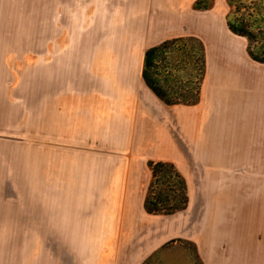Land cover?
I'll use <instances>...</instances> for the list:
<instances>
[{
	"label": "rangeland",
	"instance_id": "374dc122",
	"mask_svg": "<svg viewBox=\"0 0 264 264\" xmlns=\"http://www.w3.org/2000/svg\"><path fill=\"white\" fill-rule=\"evenodd\" d=\"M194 1L175 0L188 20L187 32L176 33L188 40L157 53V81L175 101L166 104L150 94L137 74L144 50L157 43L134 17L146 11L138 8L140 1L0 0V264H264V162L236 161L207 178L184 153L186 137L192 134L187 133L192 128L188 121L196 117L199 127L204 126L201 81L213 72V60L223 58L244 78L256 77L259 99L264 63L249 57L245 37H221L228 32L225 16L233 17L237 7L208 0L210 9L198 11ZM257 1L241 0L251 8L241 7L236 17L247 21L250 16L244 13L254 12L252 19L257 11L264 16ZM140 3L144 8L152 4ZM202 21H209L211 30L206 42L196 32ZM250 24L251 47L261 51L264 25ZM196 40L205 46V73ZM127 74L132 80L119 81ZM224 76L217 102L223 120L235 127L236 117L226 111L246 108L250 99ZM89 95L97 98L91 117L80 111ZM195 95L199 112L197 106L189 107L195 104H185ZM109 98L118 102L108 107ZM143 115L156 132L152 129L146 146L137 149L145 170L133 177L134 192L126 203L125 178L119 170L113 173L112 166L128 151L134 117ZM150 159L171 162L181 172L191 188L189 207L173 214L143 212ZM207 179L223 193H203ZM218 195L222 201L214 202ZM249 205L251 214L257 213L251 219L258 222L256 229L248 222ZM218 208L226 215L228 210L242 227L233 232L234 226L227 231L226 225L224 233L216 232L218 220L228 221ZM126 213L129 217L123 219ZM166 223L175 225L176 232L156 241Z\"/></svg>",
	"mask_w": 264,
	"mask_h": 264
},
{
	"label": "crops",
	"instance_id": "0c3cea01",
	"mask_svg": "<svg viewBox=\"0 0 264 264\" xmlns=\"http://www.w3.org/2000/svg\"><path fill=\"white\" fill-rule=\"evenodd\" d=\"M152 2L149 6L143 5L138 2V8L144 9L143 14L139 17L138 14H134L135 18H137L138 22L144 25V31L150 32L151 39L154 37H157V43L151 44L150 46L156 45L160 43L161 41L169 38L184 36L182 34L184 33H176L178 31L184 30L186 31L187 28V14H184L183 12L179 11L177 8V5L175 3V0H135V2ZM196 1V0H195ZM194 1V2H195ZM193 2V4H194ZM146 3V4H147ZM192 4L193 9L194 6ZM137 8V9H138ZM152 8V9H150ZM136 9V10H137ZM210 9V8H209ZM197 10V9H195ZM208 10V9H205ZM201 11V10H198ZM137 13V11H136ZM190 25H193V16H190ZM204 21V20H203ZM200 22L201 23V32L200 29L196 32H198L200 35L199 37L202 38V40H210L208 38L211 30L209 21L207 22ZM206 24V25H204ZM186 26V27H185ZM173 33V34H172ZM213 33V32H212ZM167 34V35H166ZM171 34V35H169ZM233 33L228 30H224V33L221 35L222 38H226V40L231 36ZM206 38V39H205ZM207 44V43H206ZM213 46V44H211ZM208 47V45H206ZM145 51V50H144ZM144 55V52H143ZM142 55V58H143ZM132 58H129V63L127 65H131V63L134 62ZM215 59V58H214ZM221 59V60H220ZM216 58L215 62H212V70L209 78L205 79V82H202L201 85V100L200 103L203 102L204 106H206V110L202 115V121H204V126L199 127V123L197 121V118L190 119L188 121L190 125L192 126L191 130H188L190 128H187V133L190 132L191 137L187 135L186 137V143H185V156L186 160L189 161L190 158L198 162V168L201 169L202 176H205L207 178L215 177L219 173L217 172L219 169L221 172L224 173V170H226V167L234 165L233 162H239V161H245V162H251V164L254 162H261L263 164L264 162V94L259 99V90L257 87V79L254 76H251L249 79L244 78L245 76L239 74L238 70H234L235 68L229 67V63H226L223 58ZM143 62V59H142ZM207 68L209 69V62L207 60ZM141 71L137 70V74L141 77ZM232 80V82L238 84L239 89L242 90L243 94L249 95L250 104L247 105L246 108H237L233 109V111H229L231 107L228 108L226 111V115L229 114L230 116L236 117V125L235 127H230L223 119L225 118V113L222 112V108L220 104L217 102V97L219 96L220 92L222 91V87H224V82L226 77ZM136 74V75H137ZM246 75V74H245ZM243 76V77H242ZM249 76V75H248ZM247 77V76H246ZM254 78V79H252ZM119 81L121 82H128L132 80V75H121ZM134 79V77H133ZM143 84L145 85L143 79ZM132 83V81H131ZM145 88L150 92V94L155 97L158 101L162 102L160 99H158L153 92L145 85ZM203 91V92H202ZM86 97V96H84ZM97 97V96H96ZM88 98H93L91 103H87L86 100ZM73 100V99H72ZM84 102H82L83 107L80 110L82 113L89 112L90 117L92 116V113L90 111L91 107L94 106V103L96 102L97 105V98L93 97L92 95L87 96V98L83 99ZM106 105L108 107L111 105H115L114 99L112 98V101L109 99L106 100ZM111 101V102H110ZM258 104V105H257ZM198 104L195 105H189V107H196ZM188 107V105H187ZM196 112L198 111V106L195 108ZM96 112V111H95ZM133 124L130 125V132L129 137L127 139L128 148L126 153L119 154L118 157L115 159L117 160V163H115L112 166L113 173H117L118 170L120 171L121 176L123 179L125 178L124 184L122 187L124 188L122 192L125 194L126 198H124V201L126 203H129L131 199V194L134 192L133 184L135 183V179L133 177H136L141 170L144 172V166H142L143 162L139 158V152L137 149L142 146H146V140L152 133V129H156L153 127L152 121L147 118L145 115L139 117L135 116L133 119ZM86 128V125L84 126ZM83 127V128H84ZM136 131L134 132V130ZM213 130H216L214 133V136L211 135V132ZM120 132V131H119ZM240 133V136L238 137L237 134ZM156 134V133H155ZM135 135V136H134ZM125 139V137H124ZM126 141V140H125ZM189 159V160H188ZM151 160V159H150ZM119 161V163H118ZM148 161V160H147ZM180 172V171H179ZM112 173V174H113ZM181 173V172H180ZM133 178V179H131ZM211 180V179H210ZM210 180L207 179L206 185H202L201 191L203 193H223V191L217 187L215 184L210 185ZM212 182L214 183L215 180L213 178ZM233 188V187H232ZM188 190V207L192 203V197H191V188L190 185H187ZM232 191V189H230ZM235 190L238 192L241 191L240 187H235ZM218 195L217 197H219ZM145 197V195H144ZM144 197H142L141 206L143 209V201ZM216 197V198H217ZM214 199V202L216 201H222L221 196L217 199ZM118 197L116 198L117 201ZM209 198H206L205 200L208 201ZM230 199V196L228 197ZM125 208H131L129 204H125ZM248 213L247 218L248 222L250 223V226L252 229H256L258 226V222H252V217H257V213L255 212L254 215L251 214V206L248 207ZM228 216L225 212H223L221 209H217L216 212L219 213L221 217L228 218V221L224 222V220H218L216 224V232H222L224 233L226 231L225 226L227 225V231L231 229V226H234L233 232L238 231V228H241V222L238 219L231 220L230 213L228 210ZM128 212V211H127ZM145 214H148L144 211ZM215 212V213H216ZM222 213V215L220 214ZM224 213V215H223ZM211 216V214H209ZM218 215V214H217ZM129 215L128 213L123 216V219H128ZM213 221H216V214L211 216ZM122 223H126L127 220L121 221ZM206 224V223H204ZM168 227H166V230L161 231L158 235L155 236V240L159 239L160 241L163 240V238L173 234L176 232L177 227L175 225L169 226L168 223H166ZM245 233V230H242L241 235ZM157 241V240H156ZM153 243V242H152ZM149 247L153 244H147ZM252 248V247H250ZM257 252V250H254V253ZM137 254V252H136ZM256 256V255H255ZM126 264H129V262L126 261Z\"/></svg>",
	"mask_w": 264,
	"mask_h": 264
},
{
	"label": "trees",
	"instance_id": "16d2710c",
	"mask_svg": "<svg viewBox=\"0 0 264 264\" xmlns=\"http://www.w3.org/2000/svg\"><path fill=\"white\" fill-rule=\"evenodd\" d=\"M227 4L231 7H237V11H240L241 7H247V11L251 8L250 5L240 3L241 0H226ZM240 3V6H237ZM261 8H264V0H259L255 2ZM246 5V6H245ZM194 8L197 10L209 9L210 3L208 0H196L193 4ZM233 17L229 14L225 16V24L229 31L232 33L245 37L248 44L246 46V52L249 57L259 63H264V47L263 50L253 51L251 43L253 41L252 27L251 23L257 25H264V16L258 11L257 17L251 19L254 12L244 13L250 16L247 21L241 20L236 17V8L234 9ZM239 13V12H237ZM240 14V13H239ZM261 14V15H260ZM264 35V32H261ZM187 36H179L174 38H169L161 41L160 43L147 47L143 55V66L141 71L142 79L145 85L153 92V94L166 104H173L175 101H171L166 95V89L164 85H161L157 81V53L159 50L166 48L170 43L177 41L188 40ZM198 40V39H197ZM196 40V41H197ZM199 47L201 48V65L202 71L205 73L206 63H205V46L202 41H197ZM204 77L202 78L203 81ZM201 81V85H202ZM198 97L195 95L193 100L190 102L186 101L185 104H195L198 102ZM148 166L151 171V179L147 187V193L143 201V209L148 214L164 213L173 214L188 205V190L186 180L175 165L168 161H155L148 160Z\"/></svg>",
	"mask_w": 264,
	"mask_h": 264
},
{
	"label": "bare ground",
	"instance_id": "6f19581e",
	"mask_svg": "<svg viewBox=\"0 0 264 264\" xmlns=\"http://www.w3.org/2000/svg\"><path fill=\"white\" fill-rule=\"evenodd\" d=\"M125 96V95H124ZM128 97H129V94H128ZM123 100V99H122ZM133 100V99H132ZM125 101V100H124Z\"/></svg>",
	"mask_w": 264,
	"mask_h": 264
}]
</instances>
